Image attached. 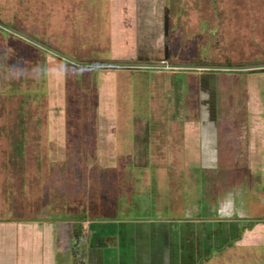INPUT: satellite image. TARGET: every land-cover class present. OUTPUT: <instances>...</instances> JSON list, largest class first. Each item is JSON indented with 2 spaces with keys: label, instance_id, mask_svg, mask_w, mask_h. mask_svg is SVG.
Listing matches in <instances>:
<instances>
[{
  "label": "rangeland",
  "instance_id": "rangeland-1",
  "mask_svg": "<svg viewBox=\"0 0 264 264\" xmlns=\"http://www.w3.org/2000/svg\"><path fill=\"white\" fill-rule=\"evenodd\" d=\"M128 1L0 0L4 264H106L139 228L152 264H201L264 217V0H157L147 56L68 53L129 31Z\"/></svg>",
  "mask_w": 264,
  "mask_h": 264
},
{
  "label": "crops",
  "instance_id": "crops-1",
  "mask_svg": "<svg viewBox=\"0 0 264 264\" xmlns=\"http://www.w3.org/2000/svg\"><path fill=\"white\" fill-rule=\"evenodd\" d=\"M81 2H84V4H86L89 2L92 3L93 0H81ZM128 2V7L130 8L128 11L129 13L126 17H130L129 20L133 23V26L129 31H121L114 37L111 36V33H107L106 31L99 34V36H101L100 38H94V34L91 33L89 27L84 26V29H79L75 26L74 31L70 30V34H68V36L63 34L61 37L60 33L59 40L64 39V41H66L68 39L69 47L72 49L68 51V53H72L76 56H81L89 53L92 54L93 51L98 50V48L100 47H109V49L111 48L114 51L116 57H122V59H134L136 58V56H147L148 54L144 53L147 51L146 48L148 47V49L150 50V44H155L154 39H159V32L156 30L155 25V23L157 22V16H155L154 12L156 11L154 10V5L157 9L159 3L157 4V0L153 3L152 0H129ZM139 22L140 24L138 27L137 24ZM109 38H112L111 42L109 41ZM71 39L73 43H70ZM114 40L116 41L114 42ZM108 42L112 43V46H110L111 44H109ZM128 46H130L131 48H127V50L124 51V49ZM144 48L145 50H142ZM231 221H224L226 224L224 229L221 228L219 229V231H217L221 233L220 235H218L217 233L215 234L214 230H209L210 233L215 234V237H213V241L211 242V244H213L212 246L217 250V253L212 256L210 255L209 259L204 258L205 260L200 261V263L264 264V217L257 216L253 218H247L246 220H244V222L238 220H233L232 222ZM136 230L137 235H135L134 244L128 242L125 236H121V240L123 242L125 241V244H123V250L125 252L123 251V254L121 256H117V254H119L118 252H120L121 246L117 247L116 249L115 247H113L115 249V254H110L111 247H108V245H104V247L103 245H100L101 247H103V251L105 252V254L108 253L110 256H112L111 259L110 256L105 255L106 264H152L151 260L153 259H151L150 254L146 259L147 254L145 256L146 248L144 244V242L146 241L147 247L149 248L150 229L139 228ZM121 234H123V231L121 232ZM214 239L216 240V242L214 241ZM98 240L99 236H95L94 241L98 242ZM96 245H98V243L93 246ZM215 245L217 246L214 247ZM127 248L128 251L126 252ZM128 252L131 253L132 256L135 253V256H133V259L131 261L129 260L130 258L125 255L126 253L128 254ZM7 253L9 255V251L5 249V246L0 245V264H4L5 255ZM156 253L158 252L156 251L152 253V257H157Z\"/></svg>",
  "mask_w": 264,
  "mask_h": 264
},
{
  "label": "trees",
  "instance_id": "trees-1",
  "mask_svg": "<svg viewBox=\"0 0 264 264\" xmlns=\"http://www.w3.org/2000/svg\"><path fill=\"white\" fill-rule=\"evenodd\" d=\"M106 223L107 222H101L100 224L98 223L99 225H97V224L96 225H92L94 230H95V228L99 227V228H97V230H99L101 232L100 233L99 232L96 233V234H99V237L103 238L104 235H112V234H114L116 232L115 231L116 230L115 229V225H116L115 223L114 224H112V223H107L106 224ZM152 233H153V231H152ZM152 233H151V236H152ZM95 236H97V235H95ZM95 243H96V241H95Z\"/></svg>",
  "mask_w": 264,
  "mask_h": 264
},
{
  "label": "water",
  "instance_id": "water-1",
  "mask_svg": "<svg viewBox=\"0 0 264 264\" xmlns=\"http://www.w3.org/2000/svg\"><path fill=\"white\" fill-rule=\"evenodd\" d=\"M247 68H249V69H250V68H251V69H252V68H253V69H254V68H264V64L251 65V66H248Z\"/></svg>",
  "mask_w": 264,
  "mask_h": 264
},
{
  "label": "flooded vegetation",
  "instance_id": "flooded-vegetation-1",
  "mask_svg": "<svg viewBox=\"0 0 264 264\" xmlns=\"http://www.w3.org/2000/svg\"><path fill=\"white\" fill-rule=\"evenodd\" d=\"M105 242V241H104ZM95 247H97V246H95Z\"/></svg>",
  "mask_w": 264,
  "mask_h": 264
}]
</instances>
